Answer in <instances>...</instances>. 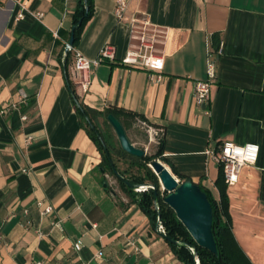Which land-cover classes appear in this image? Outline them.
I'll use <instances>...</instances> for the list:
<instances>
[{"label":"crops","instance_id":"1","mask_svg":"<svg viewBox=\"0 0 264 264\" xmlns=\"http://www.w3.org/2000/svg\"><path fill=\"white\" fill-rule=\"evenodd\" d=\"M116 1L95 0L76 46L89 59L107 44L116 51L83 94L73 83V54L66 68L78 0H0V264H183L140 207L104 182L68 78L79 103L122 110L127 131L138 120L164 136L168 161L216 199L220 165L206 151L258 144L257 163L242 169L227 195L237 243L253 264H264V0H126L121 22ZM23 5L28 12L17 20ZM134 15L168 30L160 83L121 63ZM210 51L217 78L206 115L195 87L208 77ZM40 203L52 214L43 215Z\"/></svg>","mask_w":264,"mask_h":264},{"label":"trees","instance_id":"2","mask_svg":"<svg viewBox=\"0 0 264 264\" xmlns=\"http://www.w3.org/2000/svg\"><path fill=\"white\" fill-rule=\"evenodd\" d=\"M94 14L95 0H78L76 9L72 14L71 38H74V48L81 41L84 30L94 17ZM216 37L217 35L214 36V38ZM219 44V40L214 41L216 48H219ZM71 54L73 53L67 52V69ZM68 84L78 112L83 118L84 127L102 156L100 168L104 169V175L109 172L115 176L121 191L131 203L137 204L140 207L142 212L148 217L154 230H158L160 225L165 228L166 234L163 236L183 264H196V258L200 260V264H253L240 248L233 233L227 195L228 185L225 182L224 171L221 166L220 176L216 182L219 190L218 199L214 197L209 189L199 184L202 191L207 195L213 211L212 232L217 246V253H213L196 243L187 228L178 219L175 211L164 201L167 192L162 190L158 176L150 167L153 161H163L181 183L192 181L190 177L177 171L175 166L164 156V136H160L157 152L153 156L145 155L142 158H138L129 155L123 151L120 143L119 145L116 144L111 134L106 130L108 125L111 126L108 116L114 115L119 120V112L124 111L117 109L98 111L83 105L79 103L69 78ZM128 115L134 119L138 117L142 121L148 122L146 117L137 113L129 112ZM122 125L127 132L126 126L123 123ZM113 167H115L119 175L115 173ZM104 182H106V179H104ZM128 184L132 185L133 188ZM142 186L146 187V189L139 190H144L139 193L137 189ZM155 193H157V197H155Z\"/></svg>","mask_w":264,"mask_h":264},{"label":"built area","instance_id":"3","mask_svg":"<svg viewBox=\"0 0 264 264\" xmlns=\"http://www.w3.org/2000/svg\"><path fill=\"white\" fill-rule=\"evenodd\" d=\"M128 10V2L126 0H117L115 7V16L118 22L125 19ZM28 12L26 5L22 6V11L17 15V20H23ZM36 17L43 18V13H36ZM129 26V44L126 56L122 59V65L130 68L150 71L154 74L151 79L160 83L163 79L162 72L165 66V46L168 37V30L164 27L153 25L147 19H141L138 16H132L128 21ZM57 37V34H56ZM67 52L74 54V66L72 69L73 83L85 94L89 90L93 71L106 62H114L116 60L115 47L112 44L105 45L95 59H89L69 44L66 48ZM207 79L196 82L195 101L199 107L205 108V114L210 115L211 104V88L217 78V63L214 59L213 52H209L207 61ZM28 96L24 91H20V101L23 103ZM18 108L17 104L4 109L1 114L5 115ZM27 116H22V121H26ZM30 137L28 141H31ZM206 155L210 156L213 161L219 164L224 171L225 182L228 186H234L239 182L242 169L248 165H255L259 159L260 146L255 143L238 145L235 143H225L217 150L208 149ZM177 181H180L176 176ZM146 189L140 187L137 191ZM163 190V188H162ZM164 191V190H163ZM43 215H51L53 207L43 203L38 204ZM162 235L166 234L165 228L160 225L157 230ZM77 251L83 248L82 242L75 244ZM193 253L194 250L192 249ZM103 253H99L97 258H102ZM35 264H43L37 262ZM196 264H200V260L196 258Z\"/></svg>","mask_w":264,"mask_h":264},{"label":"water","instance_id":"4","mask_svg":"<svg viewBox=\"0 0 264 264\" xmlns=\"http://www.w3.org/2000/svg\"><path fill=\"white\" fill-rule=\"evenodd\" d=\"M69 45L71 47L74 45L73 37ZM108 121L114 129L123 151L138 158L146 155L143 149L136 147L130 141L124 126L114 115H109ZM150 167L158 176L163 190L168 193L164 198L165 203L175 211L178 219L187 228L196 243L202 248L217 253L212 232L213 211L208 197L200 185L194 181L183 183L177 181L170 169L160 160L153 161ZM113 169L119 175L115 167ZM101 172L104 173L103 168ZM104 186L107 187L108 184L105 183ZM130 186L133 188L132 185ZM155 197H157V193H155Z\"/></svg>","mask_w":264,"mask_h":264},{"label":"rangeland","instance_id":"5","mask_svg":"<svg viewBox=\"0 0 264 264\" xmlns=\"http://www.w3.org/2000/svg\"><path fill=\"white\" fill-rule=\"evenodd\" d=\"M132 124L133 125H131V127L127 131L128 132L127 135L129 137L130 141L136 147L143 149L146 152V155L153 156L157 152V149H158L160 134L158 132H155V131H152L151 129H149L141 121L134 120V122ZM106 130L111 134V136L114 139V141L116 142V144L119 145V140L117 138V135H116L114 129L108 125L106 127ZM161 162L164 163L163 161H161ZM170 171H171V169H170ZM106 175L108 176V177H106V182L110 185L109 186L110 189H113L114 191H117L118 193L125 195L121 191L119 183H118L117 179L115 178V176H113L109 172L106 173ZM161 187H162V185H161ZM142 191H144V190H142ZM142 191H138V192L141 193Z\"/></svg>","mask_w":264,"mask_h":264}]
</instances>
